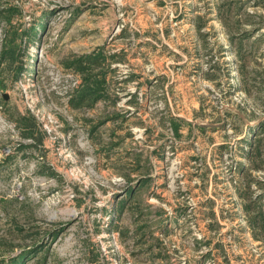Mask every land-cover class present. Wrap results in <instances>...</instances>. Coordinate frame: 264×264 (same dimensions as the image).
Segmentation results:
<instances>
[{
  "label": "rangeland",
  "instance_id": "obj_1",
  "mask_svg": "<svg viewBox=\"0 0 264 264\" xmlns=\"http://www.w3.org/2000/svg\"><path fill=\"white\" fill-rule=\"evenodd\" d=\"M10 7L0 263L264 264V0Z\"/></svg>",
  "mask_w": 264,
  "mask_h": 264
},
{
  "label": "trees",
  "instance_id": "obj_2",
  "mask_svg": "<svg viewBox=\"0 0 264 264\" xmlns=\"http://www.w3.org/2000/svg\"><path fill=\"white\" fill-rule=\"evenodd\" d=\"M11 10H13L12 7L5 8V9H0V16L4 15V12H7L5 15H9ZM90 57H91V55H86V56H84L82 58H84V60H85V62H87V64L88 63H90V64L91 63H100L101 64V60H99V58H101L100 56L94 57L92 59ZM82 58L77 61V63H79V67H82L81 66L82 65L81 61L83 60ZM90 64H89L88 68L87 67L80 68L81 71L84 73V79H83V83L81 84V88L78 89V94L76 95V98H74L75 100L76 99H78V100H76V102H73L74 100L72 101V105L74 107L80 106L90 96H92V101H91L92 103L97 101L101 97L100 94L95 95L94 89L92 88V86H93L94 82L97 83L98 81H100L102 83H105L106 79L105 78H101V80L94 81L92 79L94 75L87 73L88 70L91 68ZM173 125H174V128H175L176 132L178 133V128L179 127H178V125H177V123L175 121L173 122ZM251 155H252L251 153H248L247 154L248 158H250ZM148 179L149 178L145 177L143 179V182L148 180ZM128 194H131V190L128 191ZM245 210H246L247 215H249V219L250 218L252 219L251 221L253 222V226L256 227V228H261V231L259 230L257 235L258 236H260L261 234L264 235V210L259 211L258 213L255 214V216H251V208L250 207L246 206ZM40 247H41V244H37L36 243L35 245H32L31 247L28 248L29 250H27L26 252L21 254L19 259L21 260L24 255H26L29 252H31V253L35 252ZM19 259H16V257L12 256V260H8V262L5 263V264H21L20 263L21 261ZM45 261H46L45 258H43V264L46 263ZM0 264H4V263H0Z\"/></svg>",
  "mask_w": 264,
  "mask_h": 264
}]
</instances>
